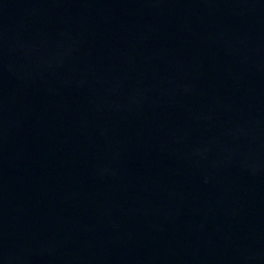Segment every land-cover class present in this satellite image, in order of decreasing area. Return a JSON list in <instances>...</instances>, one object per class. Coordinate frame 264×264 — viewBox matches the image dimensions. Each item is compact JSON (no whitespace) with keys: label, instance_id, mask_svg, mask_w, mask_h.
I'll use <instances>...</instances> for the list:
<instances>
[{"label":"water","instance_id":"obj_1","mask_svg":"<svg viewBox=\"0 0 264 264\" xmlns=\"http://www.w3.org/2000/svg\"><path fill=\"white\" fill-rule=\"evenodd\" d=\"M0 264H264V0H0Z\"/></svg>","mask_w":264,"mask_h":264}]
</instances>
